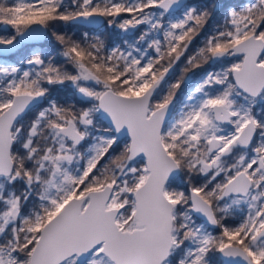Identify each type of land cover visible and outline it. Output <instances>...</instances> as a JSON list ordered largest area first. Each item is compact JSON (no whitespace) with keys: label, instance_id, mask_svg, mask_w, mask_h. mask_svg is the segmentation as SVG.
<instances>
[{"label":"snow or ice","instance_id":"snow-or-ice-1","mask_svg":"<svg viewBox=\"0 0 264 264\" xmlns=\"http://www.w3.org/2000/svg\"><path fill=\"white\" fill-rule=\"evenodd\" d=\"M9 28L63 63L0 61V264H264V0H0Z\"/></svg>","mask_w":264,"mask_h":264},{"label":"flooded vegetation","instance_id":"flooded-vegetation-1","mask_svg":"<svg viewBox=\"0 0 264 264\" xmlns=\"http://www.w3.org/2000/svg\"><path fill=\"white\" fill-rule=\"evenodd\" d=\"M66 31L75 33L77 37H79L80 34L84 32H88L89 34H95L100 35L106 40L107 45L112 44L113 42H118L119 40V32L116 29L109 28L106 23H102L99 26L97 25H84V24H65ZM10 30V28H9ZM46 45V41H39V42H32L28 41L23 47H40L43 48ZM19 47V46H18ZM17 47V49H18ZM17 49L7 53L6 55H0V60H6V61H15L18 56ZM14 63V62H13ZM64 91H66L65 98L66 99H72V100H78V97L75 96V91L72 88L71 85L67 86Z\"/></svg>","mask_w":264,"mask_h":264},{"label":"rangeland","instance_id":"rangeland-1","mask_svg":"<svg viewBox=\"0 0 264 264\" xmlns=\"http://www.w3.org/2000/svg\"><path fill=\"white\" fill-rule=\"evenodd\" d=\"M202 2H208V0H202ZM56 29H57V30H66L65 24H64L63 22L58 23V24L56 25ZM10 33H11V29H10L7 33H5V32H3L2 30H0V35H6V34H10ZM101 38L104 39L103 37H101ZM200 39H201V38H197V42H195L196 46H198V44H199V40H200ZM104 40H105V39H104ZM119 42H120V41L115 42V43H119ZM105 43H106V40H105ZM106 45H107V43H106ZM39 48H40V47H39ZM43 49H44L45 51H47L48 53H50L52 56H54L55 59H56V61H57L58 63H63L62 58L56 55V53L59 51V47H58L57 45H54V44H52L51 42H47V41H46V45L43 47ZM31 50H32V49L29 48V47L19 46L18 49L16 50V51L18 52V56H17V59H16L15 61H6V60H0V61H6V62H8V63H13V62H14V64H15V63H21V62L23 61V59H24L25 57H27V56L30 54ZM182 68H183V63H181V64L176 68V70H175V76H176V77H178V76L180 75V72H181ZM197 78H198V77H197ZM67 86H69V84H66V85L63 86V87L56 86V88H57L58 90L60 89V91H61L62 88L67 87ZM57 96H58V95H57ZM30 118H31V114L27 117V119H30ZM213 259H214V258H213Z\"/></svg>","mask_w":264,"mask_h":264},{"label":"trees","instance_id":"trees-1","mask_svg":"<svg viewBox=\"0 0 264 264\" xmlns=\"http://www.w3.org/2000/svg\"><path fill=\"white\" fill-rule=\"evenodd\" d=\"M223 2H227V0H223ZM66 87L62 88L61 91L60 89L58 90L56 87L54 89V94L58 95V97H60L61 99H66L65 95L67 94L66 91H64ZM219 259L218 257H214V260Z\"/></svg>","mask_w":264,"mask_h":264},{"label":"water","instance_id":"water-1","mask_svg":"<svg viewBox=\"0 0 264 264\" xmlns=\"http://www.w3.org/2000/svg\"><path fill=\"white\" fill-rule=\"evenodd\" d=\"M100 25V24H99ZM99 25H97V26H99ZM42 41V40H41Z\"/></svg>","mask_w":264,"mask_h":264}]
</instances>
